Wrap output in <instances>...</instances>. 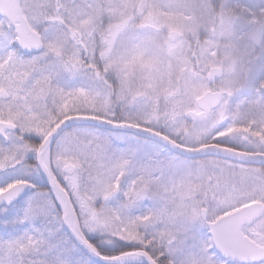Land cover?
<instances>
[{"label":"snow or ice","instance_id":"1","mask_svg":"<svg viewBox=\"0 0 264 264\" xmlns=\"http://www.w3.org/2000/svg\"><path fill=\"white\" fill-rule=\"evenodd\" d=\"M0 264H264V0H0Z\"/></svg>","mask_w":264,"mask_h":264}]
</instances>
